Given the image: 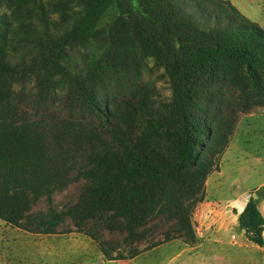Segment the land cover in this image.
Wrapping results in <instances>:
<instances>
[{
    "label": "trees",
    "instance_id": "16d2710c",
    "mask_svg": "<svg viewBox=\"0 0 264 264\" xmlns=\"http://www.w3.org/2000/svg\"><path fill=\"white\" fill-rule=\"evenodd\" d=\"M64 2L56 29L44 6H14L22 20L14 38L33 48L29 61L25 53L18 63L7 59L9 21L0 15V218L43 233L68 218L78 227L121 222L137 239L161 212L194 241L191 208L238 114L264 106V27L230 0ZM36 10L37 21L24 22ZM147 59L169 78L168 101L156 104L138 83ZM23 74L34 76L39 100L54 95L55 85L66 90L73 108L64 125L27 118L15 90ZM65 139L85 147L84 189L66 210L32 213L31 203L51 195L66 174L68 162L49 149ZM238 222L264 245V216L253 197Z\"/></svg>",
    "mask_w": 264,
    "mask_h": 264
},
{
    "label": "rangeland",
    "instance_id": "374dc122",
    "mask_svg": "<svg viewBox=\"0 0 264 264\" xmlns=\"http://www.w3.org/2000/svg\"><path fill=\"white\" fill-rule=\"evenodd\" d=\"M64 1L0 0V15H6L9 21L3 28L8 60L18 63L22 53L28 61L33 56L32 47H25L14 38L22 21L13 17L14 6L35 9L44 6L52 29H56ZM252 3L253 7L244 15L264 27V0ZM38 11L33 17L25 16L24 22L37 21ZM138 83L156 104L168 101L172 95L169 78L152 59L145 60L140 67ZM35 84L33 75L23 74L15 85L27 118L45 127H61L66 112L73 108L65 100L66 90L55 85L54 95L39 100L34 97ZM49 149L68 162L66 174L58 180L51 195H43L31 203L30 212L36 214L47 212L50 207L66 210L76 204L86 184L81 173L86 167L85 147L79 141L65 139L59 145L51 141ZM236 197L248 201L253 197L264 216V106L238 114L230 141L217 156L203 193L191 208L194 241L175 230L173 216L161 212H156L139 230L137 239L129 238L121 222L110 226L103 221L88 220L78 227L68 218L55 233H43L0 218V264H264V245L249 240L246 229L239 225L238 217L244 209L233 202ZM85 229L100 237L103 247ZM166 234L171 238L164 240ZM133 250L137 251L132 256Z\"/></svg>",
    "mask_w": 264,
    "mask_h": 264
},
{
    "label": "crops",
    "instance_id": "0c3cea01",
    "mask_svg": "<svg viewBox=\"0 0 264 264\" xmlns=\"http://www.w3.org/2000/svg\"><path fill=\"white\" fill-rule=\"evenodd\" d=\"M243 14H245L247 11H250V9L253 7V0H230ZM234 203L238 202L241 210L244 209L246 206L248 199L242 200L239 197H236L233 201Z\"/></svg>",
    "mask_w": 264,
    "mask_h": 264
},
{
    "label": "water",
    "instance_id": "95a60500",
    "mask_svg": "<svg viewBox=\"0 0 264 264\" xmlns=\"http://www.w3.org/2000/svg\"><path fill=\"white\" fill-rule=\"evenodd\" d=\"M98 262H102L101 259H99Z\"/></svg>",
    "mask_w": 264,
    "mask_h": 264
}]
</instances>
